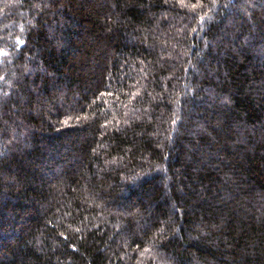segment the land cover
<instances>
[{"label":"trees","instance_id":"1","mask_svg":"<svg viewBox=\"0 0 264 264\" xmlns=\"http://www.w3.org/2000/svg\"><path fill=\"white\" fill-rule=\"evenodd\" d=\"M0 264H264V0H0Z\"/></svg>","mask_w":264,"mask_h":264}]
</instances>
